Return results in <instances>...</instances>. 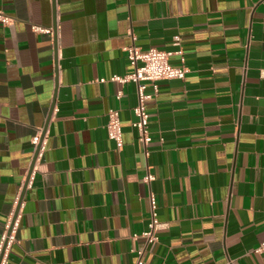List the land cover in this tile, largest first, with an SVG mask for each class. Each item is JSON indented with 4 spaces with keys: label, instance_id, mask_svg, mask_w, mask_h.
Masks as SVG:
<instances>
[{
    "label": "crops",
    "instance_id": "obj_1",
    "mask_svg": "<svg viewBox=\"0 0 264 264\" xmlns=\"http://www.w3.org/2000/svg\"><path fill=\"white\" fill-rule=\"evenodd\" d=\"M0 10L13 18L0 22V243L18 213L3 264H133L140 249L145 264H264V0H0ZM130 45L188 70L146 102L147 146L133 125L137 84L113 80L133 71ZM151 193L161 227L147 244Z\"/></svg>",
    "mask_w": 264,
    "mask_h": 264
},
{
    "label": "built area",
    "instance_id": "obj_2",
    "mask_svg": "<svg viewBox=\"0 0 264 264\" xmlns=\"http://www.w3.org/2000/svg\"><path fill=\"white\" fill-rule=\"evenodd\" d=\"M0 22L4 25H9L13 22V18L0 10ZM33 29L39 33L51 34V28H44L40 26H33ZM176 43L179 44L180 38L176 37ZM128 59L133 68V71L127 76H116L114 81L124 84L133 81L138 86V104L135 107V114L137 120L133 123L134 127L138 130V139L147 146L152 141V135L149 130V113L147 111L146 102L153 98L159 92L158 83L166 80L184 79L188 72L184 66H174L170 63V56L172 53L159 50L157 48H150L142 50L136 45H130L125 48ZM181 53V51H180ZM147 83L153 87V94L146 93ZM118 96H121L119 92ZM108 136L116 142L117 148H122L123 141V128L121 124L120 114L118 110H110L109 122L107 125ZM32 144L35 150V161L39 160L45 151V141L43 135L39 132L32 138ZM31 176V175H30ZM154 177L148 175L146 180L150 182ZM29 181V177L27 179ZM151 205V219L148 228L143 232L142 236L145 238L147 244L155 243L158 241V230L161 227V222L157 214V202L154 194L149 195ZM16 221L12 220L6 226V232L3 235L0 243V264L5 262V253L14 241V230ZM264 251V243L256 249L257 253ZM144 249L137 251V259L133 264H145L143 261Z\"/></svg>",
    "mask_w": 264,
    "mask_h": 264
},
{
    "label": "water",
    "instance_id": "obj_3",
    "mask_svg": "<svg viewBox=\"0 0 264 264\" xmlns=\"http://www.w3.org/2000/svg\"><path fill=\"white\" fill-rule=\"evenodd\" d=\"M27 184H28V182H26V184H25V186H24V189H23V192H22L21 198H20V200H19L18 207H19L20 204H21V201H22V198H23V194H24V191H25V189H26V187H27ZM17 215H18V213L15 214V216H14V218H13V223L16 221Z\"/></svg>",
    "mask_w": 264,
    "mask_h": 264
}]
</instances>
